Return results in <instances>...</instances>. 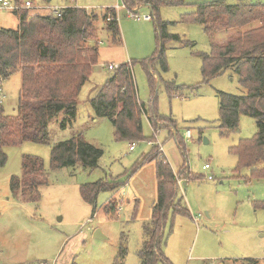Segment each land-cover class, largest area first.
Here are the masks:
<instances>
[{
	"label": "rangeland",
	"instance_id": "obj_1",
	"mask_svg": "<svg viewBox=\"0 0 264 264\" xmlns=\"http://www.w3.org/2000/svg\"><path fill=\"white\" fill-rule=\"evenodd\" d=\"M28 1L40 15H50L56 7L84 8L95 14L98 62L81 88L71 126L62 128L63 115L59 114L48 124L49 144L16 142L3 147L7 161L0 167V264H141L138 253L157 202V178L155 162L136 171L135 165L155 152L165 157L176 176L175 201L190 213L189 217L168 213L160 246L165 262L158 264H264V180L253 179L249 168H239L234 153L241 140H250L258 132L256 122L241 115L235 130L220 128L219 93L242 96L246 91L231 69L207 80L202 74L203 54L210 52L212 44H224L238 34L237 29L218 27L209 36L201 24L187 21L196 11L197 0L160 6L158 18L166 24L162 35L174 36V40H164L167 72L153 65L155 86H150L143 63L156 57L157 39L149 6L129 10L121 0ZM208 1L264 4V0ZM106 8L116 11L119 44L112 43L101 20ZM133 15L151 19L137 20ZM17 20L15 11L0 10V28L15 29ZM127 63L140 105L148 111L155 108L159 117L171 120L154 131L149 115L143 112V140L134 142L132 151L130 142L116 139L112 121L98 117L90 104L112 76L108 66ZM20 87V73L2 83L0 102L5 115H16ZM120 108L117 104L112 114ZM187 131L190 138L185 137ZM76 136L102 152L97 168L77 163L51 170V149ZM25 158L41 162L43 178L23 174ZM206 164L210 169L205 171ZM183 168L187 170L178 177ZM12 177L26 186L41 183L12 191ZM98 181H115L120 187L99 193L90 205L81 198L80 189ZM109 203L116 207L113 216L105 211ZM95 231L104 239L95 238ZM120 246L125 250L123 257H118Z\"/></svg>",
	"mask_w": 264,
	"mask_h": 264
},
{
	"label": "trees",
	"instance_id": "obj_2",
	"mask_svg": "<svg viewBox=\"0 0 264 264\" xmlns=\"http://www.w3.org/2000/svg\"><path fill=\"white\" fill-rule=\"evenodd\" d=\"M25 1L15 0L14 3L23 5ZM121 1L129 10L145 5L152 11L156 25L157 52L154 59L143 63V68L147 72L150 86H155V79L151 76L152 66L157 64L162 73L167 72L163 43L164 40H174V36L162 35L166 24L160 22L157 11L160 6H172L179 0ZM197 1L196 11L187 21L201 24L209 36L218 27L237 29L238 34L229 36L224 44H212L210 52L203 54L202 74L207 80L231 69L239 77V84L246 91L244 95L219 93L220 128L224 131L235 130L241 115L255 120L258 132L250 140H241L234 148V153L239 168H249L253 179L264 180V4L230 5L224 1ZM15 13L20 21L18 28H0V90L4 81L16 73L21 74L16 115H5L0 102V167L7 161L4 146L16 142L49 144L48 124L59 114L63 115L62 128L72 125L81 88L98 62V34L93 26L97 20L95 14H88L86 9L76 7L62 9L58 17L51 13L40 15L28 10ZM101 20L105 22V30L112 43L119 44L121 39L116 11L106 8ZM94 40V44L90 45L89 42ZM130 67L127 63L113 68L112 76L90 100V104L98 117L112 121L117 140L134 144L143 140V112L149 115L148 120L154 131L160 123L170 119L159 117L155 108L148 111L144 105H140ZM170 88L167 86L172 93ZM117 104L121 108L114 116L112 112ZM174 137L177 138L176 135ZM181 150L184 151V148ZM101 155L99 149L85 142L81 136H76L51 149L50 167L55 171L80 163L87 169H95ZM159 156L157 152L152 153L135 165L136 171L145 163L155 162L157 178V202L152 207L150 224L144 229L146 239L138 253L141 264H158L161 260L165 262L160 246L162 229L169 212L190 216L189 211L175 201L176 176L165 157ZM22 169L23 174L30 178L33 174L43 178V165L38 160L25 158ZM184 170L187 169L183 168L178 177L185 173ZM187 177L191 178V175ZM36 183L41 182H32V185L26 186L22 181L19 183L17 177H12L11 190H19L21 185L24 189L35 187ZM119 187L115 181H98L82 186L80 195L86 203L93 205L99 193L113 192ZM114 205L109 203L105 207L107 214H116ZM261 207L264 208V202ZM124 251L120 246L118 257H123Z\"/></svg>",
	"mask_w": 264,
	"mask_h": 264
},
{
	"label": "built area",
	"instance_id": "obj_3",
	"mask_svg": "<svg viewBox=\"0 0 264 264\" xmlns=\"http://www.w3.org/2000/svg\"><path fill=\"white\" fill-rule=\"evenodd\" d=\"M72 3L76 2V0H68ZM34 8L33 7V4L31 3V1H28L26 0L24 2L23 5H16L14 2H10L8 0H0V10H12V11H19V10H30ZM62 9H65V8H53L51 11V14L55 17H58L59 16V13ZM133 18H136L137 20L139 19H142L144 21H149L150 20V17L149 16H142L141 18L139 16H136V15H133L132 16ZM113 68H115V66H108V69L109 70H112ZM185 137L187 138H190V132L187 131L186 134H185ZM156 143V142H155ZM134 144H131L130 147H129V150L132 151L134 149ZM159 152H162V147L159 146ZM203 170H209L210 169V166L208 164H206L203 168ZM207 180L211 181L212 180V177L208 176L207 177ZM177 182L179 183V180L177 179ZM41 264H45V263H41Z\"/></svg>",
	"mask_w": 264,
	"mask_h": 264
},
{
	"label": "water",
	"instance_id": "obj_4",
	"mask_svg": "<svg viewBox=\"0 0 264 264\" xmlns=\"http://www.w3.org/2000/svg\"><path fill=\"white\" fill-rule=\"evenodd\" d=\"M94 237L97 239H104V237L101 235V233L99 231H95Z\"/></svg>",
	"mask_w": 264,
	"mask_h": 264
},
{
	"label": "crops",
	"instance_id": "obj_5",
	"mask_svg": "<svg viewBox=\"0 0 264 264\" xmlns=\"http://www.w3.org/2000/svg\"><path fill=\"white\" fill-rule=\"evenodd\" d=\"M36 9V8H35ZM35 9L34 8H32V9H30V10H28V11H31V12H34L35 11ZM38 9H41V10H43L42 8H38ZM34 10V11H33ZM35 12H37V11H35ZM18 23H17V27L15 28V29H12V30H16L17 28H18V26H19V17H18Z\"/></svg>",
	"mask_w": 264,
	"mask_h": 264
},
{
	"label": "bare ground",
	"instance_id": "obj_6",
	"mask_svg": "<svg viewBox=\"0 0 264 264\" xmlns=\"http://www.w3.org/2000/svg\"><path fill=\"white\" fill-rule=\"evenodd\" d=\"M43 6V5H42ZM47 6V5H46ZM36 7V6H35ZM34 11V10H33Z\"/></svg>",
	"mask_w": 264,
	"mask_h": 264
}]
</instances>
